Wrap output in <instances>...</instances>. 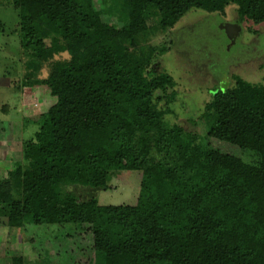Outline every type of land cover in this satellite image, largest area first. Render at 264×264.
Masks as SVG:
<instances>
[{
	"label": "trees",
	"instance_id": "obj_1",
	"mask_svg": "<svg viewBox=\"0 0 264 264\" xmlns=\"http://www.w3.org/2000/svg\"><path fill=\"white\" fill-rule=\"evenodd\" d=\"M13 6L21 50L46 69L42 78L37 70V83L56 102L22 142L23 161L0 179V208L42 232L37 260L15 252L9 264H264V77L234 75L231 87L216 88L189 119L203 126L197 133L168 120L177 82L158 69L174 45L169 33L193 9L226 16L235 6L240 25H260L264 0ZM111 13L123 25L107 22ZM216 141L243 150L242 158ZM111 171L142 173L136 205L93 203ZM45 240L54 246L43 247ZM82 243L89 255L73 248Z\"/></svg>",
	"mask_w": 264,
	"mask_h": 264
},
{
	"label": "rangeland",
	"instance_id": "obj_2",
	"mask_svg": "<svg viewBox=\"0 0 264 264\" xmlns=\"http://www.w3.org/2000/svg\"><path fill=\"white\" fill-rule=\"evenodd\" d=\"M237 20L235 6L227 8L226 16L193 9L169 33L167 40H172L174 45L163 56L158 68L177 82L178 101L173 104L174 114L168 116V120L178 122L189 131H203L201 124L195 127L189 119L201 115L216 88L231 87L234 75L249 82L263 80L264 24L242 23L240 35L231 42L221 25L239 24ZM106 21L123 25L117 13L109 14ZM17 24L18 13L13 0H0V179L7 177L15 162L23 161L22 142L31 139L39 126L41 114L56 102L49 90L37 83V70L42 71L39 75L42 78L46 69L37 67L39 62L22 52ZM45 34L53 38L57 33L47 28ZM161 41L162 38L155 43ZM58 60H64V57ZM213 146L241 158L244 153L224 142L216 141ZM244 158L249 163L247 171L256 172L251 165L252 159ZM141 179L139 171H111L104 175L103 190L93 203L97 206L136 205L141 193ZM36 228L33 225L20 227L9 219L5 209L0 208V264H9L15 252L37 260L42 232ZM46 245L54 246L49 240L43 242V247ZM76 247H73L76 251L85 250L89 255L85 243ZM67 252L69 248L61 258L64 261H69L70 253Z\"/></svg>",
	"mask_w": 264,
	"mask_h": 264
},
{
	"label": "water",
	"instance_id": "obj_3",
	"mask_svg": "<svg viewBox=\"0 0 264 264\" xmlns=\"http://www.w3.org/2000/svg\"><path fill=\"white\" fill-rule=\"evenodd\" d=\"M221 28L226 32L231 42H234L236 40V38L240 35V32L242 30L241 25L237 23L235 24L224 23L221 25Z\"/></svg>",
	"mask_w": 264,
	"mask_h": 264
}]
</instances>
